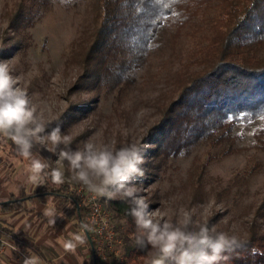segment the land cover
<instances>
[{
  "label": "rangeland",
  "instance_id": "1",
  "mask_svg": "<svg viewBox=\"0 0 264 264\" xmlns=\"http://www.w3.org/2000/svg\"><path fill=\"white\" fill-rule=\"evenodd\" d=\"M95 7V0H0V61L8 63L16 86L43 117L46 132L41 136L58 127L73 136V150L90 138L117 149L135 143L145 159V175L133 184L141 188L149 211L164 214L160 219L175 222L187 212L239 241L249 237L252 226L264 231V150L254 137L263 122L235 126L239 136L228 152L205 138L191 141V132L183 128L181 135L167 138L166 130L155 129L171 88L162 64L171 68L177 60L167 57L168 48L151 45V50L134 54L118 50L110 62L88 58V44L80 40ZM191 45L189 38H181L180 46L187 50ZM0 144L2 159L27 170L30 160L18 155L8 136L0 134ZM50 147L34 142L32 150L34 157L49 163L46 172L58 166L64 172V182L57 186L44 174L46 188L67 186L63 192L75 196L85 221L88 196L110 213L115 243L106 259L98 255L99 264L149 263L151 246L136 244L134 219L110 207L111 201L122 200L95 195L74 181L68 163L58 165Z\"/></svg>",
  "mask_w": 264,
  "mask_h": 264
},
{
  "label": "trees",
  "instance_id": "2",
  "mask_svg": "<svg viewBox=\"0 0 264 264\" xmlns=\"http://www.w3.org/2000/svg\"><path fill=\"white\" fill-rule=\"evenodd\" d=\"M95 3L93 21L85 26V38L80 40L88 44V58L110 62L118 50L134 54L158 46L161 50L168 48L167 57L177 60L172 69L162 64L171 88L160 105L155 129L166 130L163 134L169 139L178 132L181 135L184 129L191 132V141L205 138L224 145L228 152L234 149L239 136L234 132L235 126L261 120L263 124L254 137L258 148L264 150V0H95ZM184 37L192 42L187 50L180 46ZM159 92H163L161 86ZM46 171L50 183L51 177L47 175L50 171ZM59 187L53 192L75 201L79 227L86 226L75 196L63 192L67 186ZM12 199L15 201L8 203V199L0 197L2 209H17L21 199L14 196ZM110 207L116 213L129 214L123 201H111ZM86 236L92 238L91 233ZM237 241V245L220 254L218 264H264L261 228L252 226L249 237ZM100 262L97 254V264ZM89 264H93V258Z\"/></svg>",
  "mask_w": 264,
  "mask_h": 264
},
{
  "label": "clouds",
  "instance_id": "3",
  "mask_svg": "<svg viewBox=\"0 0 264 264\" xmlns=\"http://www.w3.org/2000/svg\"><path fill=\"white\" fill-rule=\"evenodd\" d=\"M45 132L43 117L30 105L26 93L16 86L8 63L0 61V134L15 143L19 156L30 160L27 171L32 183L38 182L50 167L43 158L33 156L34 142L50 144L48 151L58 156V165L68 163L74 181L95 195L118 197L129 204V214L136 225L135 242L141 247L151 246L150 264H218L220 254L227 247L237 245L236 237L217 231L215 225L209 227L207 222L193 219L187 212L183 218L171 222L160 219L164 214L159 209L149 211L150 204L141 194V188L133 184L136 177L145 175L141 167L145 159L137 144L117 149L93 143L90 138L73 150L70 133L57 127L41 136ZM47 175L54 184L64 182V172L59 166L51 168ZM45 215L53 213L45 210ZM25 264H36V259L28 258Z\"/></svg>",
  "mask_w": 264,
  "mask_h": 264
},
{
  "label": "crops",
  "instance_id": "4",
  "mask_svg": "<svg viewBox=\"0 0 264 264\" xmlns=\"http://www.w3.org/2000/svg\"><path fill=\"white\" fill-rule=\"evenodd\" d=\"M21 199L13 211L0 206V226L11 233L37 264H89L92 248L73 199L32 183L27 170L0 157V197ZM50 210L53 215H45ZM79 238V239H78ZM67 245H73L67 247ZM0 264H25L14 252L0 254Z\"/></svg>",
  "mask_w": 264,
  "mask_h": 264
},
{
  "label": "built area",
  "instance_id": "5",
  "mask_svg": "<svg viewBox=\"0 0 264 264\" xmlns=\"http://www.w3.org/2000/svg\"><path fill=\"white\" fill-rule=\"evenodd\" d=\"M84 203L87 210L85 229L93 236L96 254L106 259L107 251L115 243V232L110 213L95 196H88L87 203ZM8 250L14 252L24 263L26 259L31 258L17 239L0 226V254Z\"/></svg>",
  "mask_w": 264,
  "mask_h": 264
},
{
  "label": "water",
  "instance_id": "6",
  "mask_svg": "<svg viewBox=\"0 0 264 264\" xmlns=\"http://www.w3.org/2000/svg\"><path fill=\"white\" fill-rule=\"evenodd\" d=\"M82 225H83V228L85 230L86 235H89V232L85 229V225L84 224H82ZM88 240H89L90 246L92 248V252H93V264H97V254L95 251V246H94L93 241H92L90 236H88Z\"/></svg>",
  "mask_w": 264,
  "mask_h": 264
}]
</instances>
